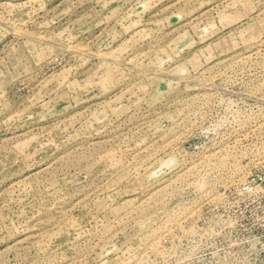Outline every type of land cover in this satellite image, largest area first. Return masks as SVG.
I'll use <instances>...</instances> for the list:
<instances>
[{"label": "rangeland", "instance_id": "374dc122", "mask_svg": "<svg viewBox=\"0 0 264 264\" xmlns=\"http://www.w3.org/2000/svg\"><path fill=\"white\" fill-rule=\"evenodd\" d=\"M0 264H264V0H0Z\"/></svg>", "mask_w": 264, "mask_h": 264}]
</instances>
